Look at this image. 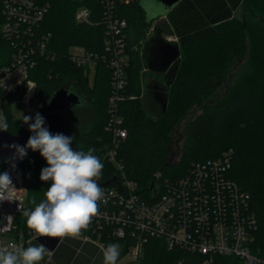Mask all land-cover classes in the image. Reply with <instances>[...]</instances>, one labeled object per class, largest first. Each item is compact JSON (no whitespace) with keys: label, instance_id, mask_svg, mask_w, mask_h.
I'll list each match as a JSON object with an SVG mask.
<instances>
[{"label":"trees","instance_id":"obj_1","mask_svg":"<svg viewBox=\"0 0 264 264\" xmlns=\"http://www.w3.org/2000/svg\"><path fill=\"white\" fill-rule=\"evenodd\" d=\"M34 1L46 7L43 18L31 29L21 27L19 31L7 32L2 28L5 18L3 0H0V68L11 60L13 53L24 48L28 39L34 45L44 35L51 34L48 50L56 57L38 55L37 64L30 72L31 79L35 78L37 82L36 94L42 91L41 101L46 105L57 88L65 87L82 98V105L76 110H84L92 104V111L85 118L71 116L73 129L79 126L74 144L79 150L94 148V154L100 156L111 140L109 109L113 94L111 68L102 58L111 54L105 42L122 37L129 54L127 82L119 90L115 104L120 116L119 125L127 131L119 146L127 176L138 183L144 194L154 182L156 173L178 178L194 162L230 152V175L250 193L251 207L258 218L252 251L264 255V0H237L239 3L236 2L234 8H241L239 17L233 16L229 8L233 0H181L167 14L181 45L174 62L176 76L168 80L171 83L168 101L158 116H152L142 104L140 71L145 55L141 54L140 48L143 40L151 39L149 30L153 21L160 17L149 23L141 0ZM81 7L88 9L85 22L76 19V12ZM116 18L126 20V26L118 33L109 26ZM155 30L161 29L155 27ZM247 34L251 39L250 69L227 97L205 107L203 114L189 125L185 149L176 160H170L171 132L175 123L192 104H200L224 80L232 59L242 56L248 49ZM155 41H159L154 49L157 55V50L167 41L163 38ZM75 46L84 48L89 54H97L100 60L93 67L77 65L70 58V49ZM158 60L162 64L160 57ZM91 68L94 69L92 84L89 83ZM173 70L166 77H171ZM69 78L73 81L72 88L65 83ZM21 94H2L1 101L8 130L29 136V125L22 118H14L9 111L11 103L21 100ZM30 116L34 118L35 114ZM29 163V176L41 182L39 166L43 163L38 158ZM20 164L24 166L25 161ZM3 167L4 164L0 165V173ZM40 189L45 191L44 187L40 186ZM16 224L12 236L26 235V218L18 215ZM72 242L75 247L61 244L52 256L53 262L48 264H103V254L95 246L86 245L77 254L80 242ZM112 242L119 243L120 256L127 254L129 244L134 243L128 238L109 240ZM202 261L203 257L197 253L180 247L170 249L164 240L150 237L145 242L139 264H201ZM215 264L241 263L231 256H218Z\"/></svg>","mask_w":264,"mask_h":264},{"label":"built area","instance_id":"obj_2","mask_svg":"<svg viewBox=\"0 0 264 264\" xmlns=\"http://www.w3.org/2000/svg\"><path fill=\"white\" fill-rule=\"evenodd\" d=\"M45 10L44 5L34 0H3L5 19L2 28L7 32L19 31L21 27L31 29L43 18ZM76 19L87 21L88 9L79 8ZM109 26L118 33L126 26V20L113 19ZM51 39V34L44 35L34 45L28 39L24 48L13 53L11 60L0 68V100L2 94L21 92L20 102L29 106L37 92L30 72L37 64L38 55L56 57L48 50ZM105 45L111 54L102 59L107 60L111 68L113 94L109 109L111 140L99 156L104 164L100 180L104 196L98 202V215L79 237L95 243L101 250L106 248L109 240L128 238L134 241L129 244L128 252L135 248L134 257L139 262L145 242L151 237L164 240L170 249L180 247L199 254L203 257L201 264H215L218 256L234 257L241 264H264V255L252 251L258 230L257 214L251 207L250 193L230 175V152L194 162L178 178L156 173L154 182L144 194L138 183L127 176L119 154L127 131L119 125L115 101L127 82L129 54L122 37L107 40ZM72 48L78 52L70 50V58L79 66L93 67L100 60V56L89 54L82 47ZM3 172L9 173L15 189L8 196L9 200H0V247L14 242L18 247L26 248L40 237L27 226L26 235L12 236L17 227L16 217L23 215L24 208H29L23 166L7 158Z\"/></svg>","mask_w":264,"mask_h":264},{"label":"clouds","instance_id":"obj_3","mask_svg":"<svg viewBox=\"0 0 264 264\" xmlns=\"http://www.w3.org/2000/svg\"><path fill=\"white\" fill-rule=\"evenodd\" d=\"M22 119L32 135L24 146H9L15 149L14 158L23 159L28 149L38 150L48 165L41 169L39 179L51 181L44 198L39 203L33 200L34 207L23 209L26 225L37 237L78 238L99 213L98 202L104 196L100 185L104 164L94 154V148L73 150V137L51 133L39 113L34 118L23 116ZM8 129L7 118L0 117V131ZM13 189L9 173H0V200H9ZM50 253L44 244L20 248L9 242L6 247H0V264H39ZM119 256V243H109L103 250V264H117Z\"/></svg>","mask_w":264,"mask_h":264},{"label":"rangeland","instance_id":"obj_4","mask_svg":"<svg viewBox=\"0 0 264 264\" xmlns=\"http://www.w3.org/2000/svg\"><path fill=\"white\" fill-rule=\"evenodd\" d=\"M237 0H233L231 4H229V8L231 9V13L233 16L239 17L241 8H234V4L236 5ZM145 5L149 7H155L159 10L162 8L160 4H157L154 0H144ZM239 2H237L238 4ZM155 27H160L161 30H155ZM152 35L151 39L148 38L143 40L142 46L140 48L141 54L142 52L145 55V62H143V67L140 71V85H141V100L144 108L152 115L158 116L165 110V106L168 101L169 89L168 87L171 85L168 80H173L176 76V71L173 70L175 63L169 64L167 67H164L162 64H159V60L154 58L152 55V51H154L155 45L159 44L157 38H163L167 42L176 43L180 47V37L175 33L172 29L168 16L160 17L153 21L152 27L149 30ZM155 39V40H154ZM149 40V41H148ZM250 42L251 39L249 35H246V43L248 45V49L242 56L234 57L226 69V76L224 80H222L215 89L204 98L201 103L192 104L186 111L185 115L175 123L174 128L171 132L172 144L170 146L169 157L170 160H176L181 152L185 149L186 143L188 141V127L189 125L201 116L204 112L205 107H210L222 99L227 97L232 91L234 85L239 81L242 75L248 72L250 69ZM72 53H77L78 49L71 48ZM71 54V53H70ZM144 61V60H143ZM174 71L171 74V77H166L171 71ZM94 69L91 68L89 74V83H93ZM167 78V79H166ZM169 78V79H168ZM33 87L37 89V82L32 79ZM72 80L69 78L65 83L72 88ZM31 106H26L20 101L13 102L9 105V111L12 116L16 119H21L23 116H30L34 109L38 108L40 105L43 106V102L41 99L37 98L35 94L34 98L30 101ZM29 103V104H30ZM93 105H88L84 110H76L71 109L69 113L72 115H76V117L85 118V116L89 115L92 111ZM74 111V112H73ZM0 117H6V112L3 106L2 101L0 100ZM7 118V117H6ZM79 126H74L75 131H77ZM74 149L79 150V147L74 144ZM36 157L33 154H29L26 157L25 165L23 166L24 170V178L27 186V204H30L32 207L34 205L31 203L33 200L36 203H39L44 198V190L40 189L41 187L45 188V191L49 188L51 181L37 182L33 177L29 176L28 168L30 167L31 161H36ZM43 163V162H42ZM36 165V164H35ZM40 169L47 167L45 163L39 166ZM135 248H131L130 251L122 255L118 258L117 264H139V260L134 257Z\"/></svg>","mask_w":264,"mask_h":264},{"label":"water","instance_id":"obj_5","mask_svg":"<svg viewBox=\"0 0 264 264\" xmlns=\"http://www.w3.org/2000/svg\"><path fill=\"white\" fill-rule=\"evenodd\" d=\"M157 4H160L162 8L159 10L155 7H147L144 0H141V5L145 10V15L147 21L150 23L153 19L158 17L167 16V14L181 1V0H154ZM180 53V47L178 44L174 45L171 42L163 43L160 49L157 50V58L162 59V65L167 67L176 61ZM37 98H42V91L39 90ZM82 105L81 96L73 90H69L65 87L57 88L50 96L47 104L43 106L40 105L38 108L34 109L32 114L39 113L45 118V126L53 134L63 133L66 136L73 137L71 147L74 149V140L76 136V131L72 127L71 114L69 111L71 109L80 107ZM31 106V103L29 104ZM32 135V133L30 134ZM29 135V136H30ZM29 136L14 134L8 131H0V165H3L7 158H11L18 162H24L27 155L34 154L41 162L45 163L46 160L40 155V152L27 150V155L23 159L14 158L15 149L9 147L12 144H18L24 146L27 144ZM116 180V178L114 179ZM113 182H111L112 184ZM51 184L49 185V187ZM43 243L50 251H53L61 238H51V237H40L38 239Z\"/></svg>","mask_w":264,"mask_h":264},{"label":"crops","instance_id":"obj_6","mask_svg":"<svg viewBox=\"0 0 264 264\" xmlns=\"http://www.w3.org/2000/svg\"><path fill=\"white\" fill-rule=\"evenodd\" d=\"M164 17H166V16H164ZM151 53H152V55L154 56V58L156 59V58H157V57H156V52H155V51H152ZM157 59H158V58H157ZM29 205H30V204H28V206H29ZM30 206H31V205H30ZM31 207H32V206H31ZM38 239H39V238L32 240V241L30 242V245H29V246L38 245V244H43V243H41ZM73 240L76 241V242H80V246L77 248V254H79L81 251H83V247L86 246V245H89V246H95V247L98 249V252H100V253L103 254V250H101V249H100L95 243H93V242H91V241L83 240V239H81L80 237L75 238V239H73V238H67V237H66V238L61 239L60 242L58 243V245L56 246V248H55L53 251H51V253L48 255L47 259H44V260H42L41 262H43V264H48L49 262H53L52 256L56 253V251L58 250V248L60 247L61 244L66 243V244H68V245H70V246H72V247H75V246H74V243L72 242ZM77 254H76V255H77Z\"/></svg>","mask_w":264,"mask_h":264},{"label":"flooded vegetation","instance_id":"obj_7","mask_svg":"<svg viewBox=\"0 0 264 264\" xmlns=\"http://www.w3.org/2000/svg\"><path fill=\"white\" fill-rule=\"evenodd\" d=\"M155 49V48H154Z\"/></svg>","mask_w":264,"mask_h":264}]
</instances>
